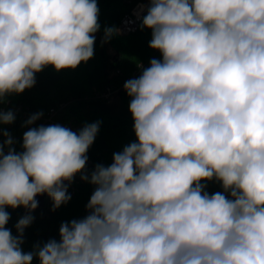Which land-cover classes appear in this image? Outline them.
I'll return each instance as SVG.
<instances>
[{
  "label": "clouds",
  "instance_id": "clouds-1",
  "mask_svg": "<svg viewBox=\"0 0 264 264\" xmlns=\"http://www.w3.org/2000/svg\"><path fill=\"white\" fill-rule=\"evenodd\" d=\"M149 4L141 27L162 59L124 84L137 140L81 177L95 186L89 214L27 253L33 217L13 236L6 208L34 210L45 193L54 210L67 203L63 181L85 168L99 123L29 128L21 152L3 133L0 264H264V0ZM98 16L97 0H0V102L49 65L91 59ZM14 119L0 111V124ZM213 178L223 192L205 191Z\"/></svg>",
  "mask_w": 264,
  "mask_h": 264
},
{
  "label": "trees",
  "instance_id": "trees-1",
  "mask_svg": "<svg viewBox=\"0 0 264 264\" xmlns=\"http://www.w3.org/2000/svg\"><path fill=\"white\" fill-rule=\"evenodd\" d=\"M97 4L100 29L94 34L93 57L75 69L56 71L49 65L35 74L34 87L21 94L6 95L0 102V111H12L15 117L11 124H0V143L6 139L3 133H9L16 152L23 151V134L29 128L44 125L51 110L55 111L57 124L71 130L73 125H81L78 129L81 130L85 125L99 123L95 140L86 153L85 168L76 173L67 185L66 194L71 197L67 203L54 210L53 200L47 196L44 207L37 210L27 211L23 206L6 208L10 219L5 227L13 236L18 234L15 225L22 217H33L23 232L21 248L26 253L33 251L35 245L43 246L52 239L59 241L62 223L83 219L89 214L86 206L95 186L81 177L86 175L90 178L97 165H111L114 153L122 152L125 146L137 140L129 111L132 98L124 84L138 78L143 69L150 66L151 59H162L159 51L149 47L152 33L141 26L130 36L115 34L105 41V29H117L131 6L127 0H97ZM109 49L114 50V56H110ZM108 88L115 93L105 100L101 95ZM36 113L43 115L33 124L26 125V121ZM4 150L7 153V147ZM201 183L206 185L205 191L209 194L223 192L215 178ZM32 264H40L38 258H34Z\"/></svg>",
  "mask_w": 264,
  "mask_h": 264
},
{
  "label": "built area",
  "instance_id": "built-area-1",
  "mask_svg": "<svg viewBox=\"0 0 264 264\" xmlns=\"http://www.w3.org/2000/svg\"><path fill=\"white\" fill-rule=\"evenodd\" d=\"M127 2L131 6V9L128 13H126L122 17L117 28L119 29V35L122 37L130 36L136 33L140 29V26L142 25L143 17L144 15H146L147 9L150 6L149 0H127ZM114 93L115 92L111 88H108L101 95V97L105 100H109ZM54 115H55V111L51 110V112L47 115V117H45L44 126L57 124ZM73 131L78 133L80 130L75 128L73 129Z\"/></svg>",
  "mask_w": 264,
  "mask_h": 264
},
{
  "label": "water",
  "instance_id": "water-1",
  "mask_svg": "<svg viewBox=\"0 0 264 264\" xmlns=\"http://www.w3.org/2000/svg\"><path fill=\"white\" fill-rule=\"evenodd\" d=\"M70 182L69 181H67V180H65V181H63V184L64 185H68ZM48 195L45 193V194H41V195H38L35 199L38 201V207L36 208V209H34V210H37V209H40V208H42V207H44V205H45V199H46V197H47ZM28 211H32V210H30V209H28V208H26Z\"/></svg>",
  "mask_w": 264,
  "mask_h": 264
},
{
  "label": "rangeland",
  "instance_id": "rangeland-1",
  "mask_svg": "<svg viewBox=\"0 0 264 264\" xmlns=\"http://www.w3.org/2000/svg\"><path fill=\"white\" fill-rule=\"evenodd\" d=\"M147 29V28H146ZM149 32H151L152 33V31H151V29H147ZM118 36H120L119 34H118ZM120 37H122V36H120ZM109 54H110V56H114V50H112V49H109ZM81 126V125H80ZM80 126H78V125H73L72 127H73V129H75V128H77V129H79V127ZM72 129V130H73Z\"/></svg>",
  "mask_w": 264,
  "mask_h": 264
}]
</instances>
